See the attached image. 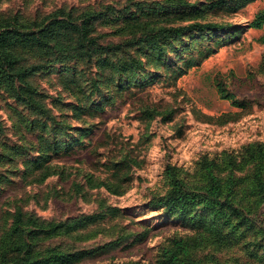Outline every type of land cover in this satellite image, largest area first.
<instances>
[{
  "label": "rangeland",
  "instance_id": "obj_1",
  "mask_svg": "<svg viewBox=\"0 0 264 264\" xmlns=\"http://www.w3.org/2000/svg\"><path fill=\"white\" fill-rule=\"evenodd\" d=\"M59 7L90 11L92 43L23 48L32 89L0 85V250L163 264L183 241L176 264H264V27L249 26L264 0H0V15ZM208 165L219 201L184 218L152 203L168 166L207 191Z\"/></svg>",
  "mask_w": 264,
  "mask_h": 264
},
{
  "label": "trees",
  "instance_id": "obj_2",
  "mask_svg": "<svg viewBox=\"0 0 264 264\" xmlns=\"http://www.w3.org/2000/svg\"><path fill=\"white\" fill-rule=\"evenodd\" d=\"M220 3V1L218 2ZM90 11L83 9L79 10L74 7L66 8L59 7L53 11L37 16L33 19L23 20L18 14H2L0 15V85L15 94L23 92L24 85L21 82H25L28 90L32 89V86L25 81V76L34 73L37 69L36 64L22 63V57L20 50L23 48H29L34 50L49 51L56 47L54 43H61L65 47H69L72 50H89L92 43L90 37L91 31L89 22ZM250 27L263 28L264 27V7L259 9L253 16L249 23ZM187 26H178L174 28L178 34ZM89 57H92L88 53ZM32 97L29 95V100ZM2 130V123L0 121V131ZM262 149L260 158L257 159L259 167L255 170L254 178L258 184L259 191L264 196V181L262 180L263 170L260 166L262 156L264 155V148ZM249 150H253L250 148ZM248 160H255V157ZM211 164V163H209ZM208 182L207 191L200 189L199 186L188 188L189 186L180 178V175L176 172L175 168L168 166L166 175L168 178V188L164 194L159 195L152 200V203L164 206V209L169 214H178L179 217L184 218L187 215H193L195 212V205L204 202L205 207H209L208 202L219 201L220 194L222 193L221 183L216 173L208 165ZM209 201H208V200ZM227 199L225 203L222 201L218 203L220 207L229 206L231 209H235ZM195 208V209H194ZM205 212L218 213L217 210L205 209ZM195 214V213H194ZM200 222L204 221V216H198ZM15 250V254H23V260L19 264H56L58 262H68L77 258L76 255L71 253H61L54 257H37L34 259L29 258L31 246L28 243L20 245H6L0 252L6 258L7 253L11 250ZM182 254H186L187 259L191 261L189 251L185 248L183 241H177L176 245L172 249L167 250L164 257L163 264H176L180 262L183 257ZM12 264L9 261L5 264Z\"/></svg>",
  "mask_w": 264,
  "mask_h": 264
}]
</instances>
